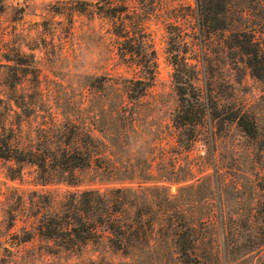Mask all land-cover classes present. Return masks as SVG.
<instances>
[{"label": "rangeland", "instance_id": "rangeland-1", "mask_svg": "<svg viewBox=\"0 0 264 264\" xmlns=\"http://www.w3.org/2000/svg\"><path fill=\"white\" fill-rule=\"evenodd\" d=\"M75 1L95 0L3 1L0 98L7 100L14 91L10 82H17L16 91L34 106L24 134L35 137L52 125L77 124L100 141L118 172L133 179L114 180L91 168L77 173L75 186L42 185L34 167L24 166L10 179V163L0 160V264H181L175 231L188 226L198 234L193 249L200 264H264V80L251 75L219 36L206 39L198 85L213 90L222 105L250 115L257 136H247L235 123L206 121L185 151L171 124L176 95L163 25L154 20L148 25L157 53L152 87L120 110L133 71L117 64L107 20L82 13L70 18L64 8ZM176 2L195 6V0ZM188 20L185 26L193 27L195 21ZM191 37L193 52L201 56L197 34ZM120 186L133 190L146 212L144 234L126 252L105 239L74 251L37 236L16 242V233L30 230L38 212L58 207L68 192ZM7 208L17 210L11 227Z\"/></svg>", "mask_w": 264, "mask_h": 264}, {"label": "trees", "instance_id": "trees-1", "mask_svg": "<svg viewBox=\"0 0 264 264\" xmlns=\"http://www.w3.org/2000/svg\"><path fill=\"white\" fill-rule=\"evenodd\" d=\"M3 1L0 0V10ZM235 1L195 0L191 8L176 0H95L75 1L64 9L70 18L82 13L110 23L111 52L117 64L132 69L134 74L124 85L120 110H125L126 102L141 101L152 87L157 53L148 25L153 20L163 25L176 95L171 124L178 143L189 151L206 121L218 125L235 123L247 136H257L250 115L237 107L222 105L213 90L198 85L199 67L207 61L203 42L212 36H219L251 75L264 80V0H245L248 4L243 7H234ZM188 18L195 21L193 27L185 26ZM192 32L198 36L201 56L193 52ZM17 85L11 81L9 86L14 91L7 100L0 98V160L10 163V179L20 176L24 166L34 167L42 185L56 181L75 186L79 182L77 173L91 168L114 180L133 179L132 175L118 172L100 150V141L77 124L52 125L46 131L39 130L42 134L35 137L24 134L23 125L34 113V106L29 96L16 91ZM16 211L4 210L9 227L16 220ZM145 215V206L135 199L130 188L112 187L103 192L85 188L65 194L58 207L38 212L33 227L14 237L17 243H23L37 236L71 251L105 239L113 249L126 252L138 234H144ZM175 235L181 264H200L193 249L198 239L193 226L176 230Z\"/></svg>", "mask_w": 264, "mask_h": 264}]
</instances>
